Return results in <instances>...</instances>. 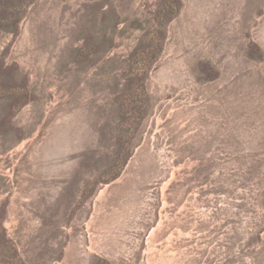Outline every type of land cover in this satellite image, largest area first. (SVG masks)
I'll list each match as a JSON object with an SVG mask.
<instances>
[{"label": "rangeland", "instance_id": "1", "mask_svg": "<svg viewBox=\"0 0 264 264\" xmlns=\"http://www.w3.org/2000/svg\"><path fill=\"white\" fill-rule=\"evenodd\" d=\"M1 69L0 264H264V0H0Z\"/></svg>", "mask_w": 264, "mask_h": 264}, {"label": "trees", "instance_id": "2", "mask_svg": "<svg viewBox=\"0 0 264 264\" xmlns=\"http://www.w3.org/2000/svg\"><path fill=\"white\" fill-rule=\"evenodd\" d=\"M112 40V38H110ZM157 61V57L151 60V64ZM22 80L21 85H17V80ZM127 83H124V87L115 95L114 110L118 116L125 114L126 103L123 100V96L129 91L131 85L133 84V78L128 77ZM29 78L26 74H17L13 70L6 71L4 69L0 70V154L7 152L9 149L17 146L22 140L28 137L31 132H25L23 127H20L15 122V113L21 106L29 102L28 94H30V88L28 86ZM123 143L120 136L113 137V151L110 155H105L100 159H96V164L99 163V168L104 166H111L107 169L110 175L107 178L99 177L96 178V183L98 182H109L116 179L120 171L125 166L127 160L132 156L133 149H123ZM117 158L121 160V164L117 167L112 165L116 163ZM119 166V167H118ZM112 168V169H111ZM117 169L114 171V169ZM100 171V169H99ZM103 172H101L102 174ZM98 187H96V190ZM8 197L1 202L0 201V238L6 239V228L3 226V221L7 216V204Z\"/></svg>", "mask_w": 264, "mask_h": 264}]
</instances>
